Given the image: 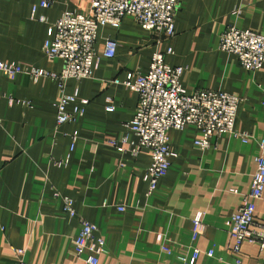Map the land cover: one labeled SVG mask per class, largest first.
Wrapping results in <instances>:
<instances>
[{"label":"crops","instance_id":"crops-1","mask_svg":"<svg viewBox=\"0 0 264 264\" xmlns=\"http://www.w3.org/2000/svg\"><path fill=\"white\" fill-rule=\"evenodd\" d=\"M50 1L49 8H40L35 0H0V61L27 72L60 73L62 61L48 59L43 44L53 39L54 23L64 13L89 15L91 0ZM34 5L36 19L31 18ZM40 16L46 22H39ZM229 27L264 35V0H179L175 35L168 41L129 16L118 28L100 27L92 75L65 86L66 94L76 95L68 113L81 100L88 103L74 122L61 126L55 81L0 73V264H16L13 250L18 249L26 264H83L73 249L80 226L64 213V197L73 201L79 218L97 226L106 247L99 264H182L180 258H191L194 249L201 252L195 264H264V249L256 244L244 243L239 254L232 251L226 225L250 191L256 158L264 155V65L249 72L235 55L219 49ZM107 39L117 43L113 58L104 56ZM157 52L165 54L168 66L183 68L186 93L210 90L239 97L234 129L250 139L244 143L223 134L202 150L194 145L201 137L194 126L169 130L175 157L147 195L150 153L142 148L133 157L110 144H121L126 136L137 144L125 126L135 115L138 96L112 82L129 73L146 74ZM63 160L67 164L58 167ZM197 213L203 214L205 230L193 240ZM255 223L264 225L260 202Z\"/></svg>","mask_w":264,"mask_h":264},{"label":"built area","instance_id":"built-area-1","mask_svg":"<svg viewBox=\"0 0 264 264\" xmlns=\"http://www.w3.org/2000/svg\"><path fill=\"white\" fill-rule=\"evenodd\" d=\"M40 8H49L50 0H35ZM179 8V0H91L89 15L73 12L64 13L55 23V34L52 40L43 44L44 55L63 63L59 74H49L43 70L25 69L14 63L0 61V73L13 77L18 74H29L33 80L39 77H50L56 82L58 96L55 102L56 124H70L77 116H81L87 100L80 101V107L72 113L66 111L67 106L76 102V95L65 93L68 80L79 81L89 78L97 64L95 42L100 27L118 28L122 19L132 17L145 31L152 32L168 41L175 35V16ZM37 5L32 8L31 18L36 19ZM46 22L44 16L37 19ZM104 56L113 58L117 43L107 39L104 44ZM219 49L227 54L235 55L240 66L249 72H255L264 65V35L227 28L220 36ZM168 49L166 54H170ZM165 54L154 53L146 74L129 73L123 81L114 80L138 96L136 112L131 122L126 124L129 134L137 139V144L128 142L124 137L121 144L112 141L110 144L118 152L129 151L133 157L140 149H146L151 156L144 180L148 185L147 195L152 194L158 181L165 177L171 158L175 153L171 150L167 132L183 130L186 126H194L201 134L194 145L202 150L212 146V138L230 134L246 143L250 136L237 133L234 129L237 109L241 99L235 95L219 91L196 90L186 93L180 83L183 68L168 66L164 61ZM113 108L108 107L111 111ZM72 138L71 149L75 144ZM128 146V150L124 147ZM264 149V141L260 142ZM67 160L56 162L58 167L65 166ZM256 168L249 193L244 197L238 210L227 221L229 233L234 240L232 251L239 254L244 243L256 244L264 249V225L255 223L256 202L264 205V155L255 160ZM58 197V195H55ZM63 211L69 219H77L80 229L73 242L76 257L83 264H99L98 257L106 253L104 240L97 235L98 228L77 216L73 201L64 197ZM119 210H123L119 208ZM205 230L203 214L197 213L192 219V239L196 240ZM16 264H26L23 250H13ZM200 250L194 249L189 259L180 258L182 264H195ZM212 256V252H207Z\"/></svg>","mask_w":264,"mask_h":264}]
</instances>
